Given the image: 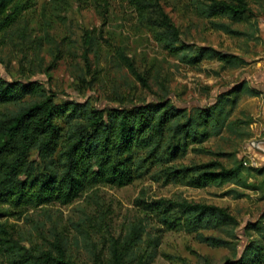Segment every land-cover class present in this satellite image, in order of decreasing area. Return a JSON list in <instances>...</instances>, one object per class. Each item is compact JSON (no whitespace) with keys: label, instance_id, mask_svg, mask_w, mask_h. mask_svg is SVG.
<instances>
[{"label":"trees","instance_id":"1","mask_svg":"<svg viewBox=\"0 0 264 264\" xmlns=\"http://www.w3.org/2000/svg\"><path fill=\"white\" fill-rule=\"evenodd\" d=\"M88 1L105 13L110 8V0H44L37 26L28 29L38 0H0V42L11 41L14 35L21 60L30 62V56L41 49V41L50 37L47 30L52 22L65 23L73 5L81 8ZM122 1L157 45L179 63L199 67L203 61H215L221 69L248 65L244 56L183 42L179 28L163 10L165 0ZM188 5L216 31L254 38V33L233 28L255 19L248 0H188ZM37 31L41 36L31 39L29 32ZM84 40L82 58L87 61L100 43L96 36ZM52 50V59L58 58L59 51ZM116 55L136 81L149 89L147 70L139 71L122 51ZM166 91L147 103L98 108L75 100L58 104L55 95L36 82L0 77V217L6 206H68L83 199L77 219L63 225L54 222L47 231L36 223L33 229L39 243L32 241V232L15 237L12 228L0 223V259L5 264H153L164 232L194 235L210 248L230 246L223 237L205 234L238 224L226 208L183 198L149 199L142 192L134 202L140 215L115 233L109 213L97 201L99 186L123 188L144 179L193 189L244 185L240 178L246 170L241 162L226 167L220 161L224 153L203 145L225 133L240 136L233 112L243 94L258 96L259 92L240 83L217 94L207 106L187 108L172 103ZM189 153L209 160L185 164ZM225 194L244 196L235 190ZM244 229L259 237L248 241L238 259H227L224 264H264V227L257 221ZM78 243L86 251L83 258L72 252ZM181 264L189 263L183 260ZM203 264L211 263L205 260Z\"/></svg>","mask_w":264,"mask_h":264},{"label":"rangeland","instance_id":"2","mask_svg":"<svg viewBox=\"0 0 264 264\" xmlns=\"http://www.w3.org/2000/svg\"><path fill=\"white\" fill-rule=\"evenodd\" d=\"M248 1L255 19L233 28L247 34L254 33L252 39L246 36L232 37L216 31L208 19L194 14L188 0H165L162 5L164 12L179 28L183 42L244 56L248 65L239 69H221L215 61H203L199 67L179 63L177 58L167 55L157 45L151 32L122 0H110L107 13L89 1L81 8L73 5L65 23L52 22L47 30L50 37L41 41V49L30 56V62L29 59L21 60L14 35L11 37L13 40L0 42V77L7 81L36 82L49 94L55 95L58 104L60 100H75L98 108H117L122 106L121 102L126 106L130 102H151L165 94L166 88L167 98L172 103L191 108L211 104L217 94L240 83L259 92L258 96L243 94L233 112L232 118L239 122L240 136L225 133L203 145L213 152L224 153L220 161L226 167L242 163L246 170L240 178L244 183L242 187L228 183L221 187L193 189L162 186L149 179L123 188L98 187L97 201L102 210L109 213V225L115 233L140 215L134 202L142 192L143 197L149 199L183 198L216 205L226 208L236 218L238 224L235 227L205 233L223 237L231 243L224 248L207 247L199 243L194 235L184 232L162 233L159 255L153 264H181L183 260L189 264H203L205 260L211 264H224L227 259H238L248 241L259 237L253 230L245 231L248 223L258 221L264 227V0ZM43 2L38 0L28 29L37 26L43 14L39 11ZM29 33L31 39L41 36L39 31ZM85 36H96L100 43L98 52L88 54L87 61L82 58L86 47ZM51 50L55 54L59 51L58 58L52 59ZM117 51L131 58L139 71L147 70L149 89L142 87L129 73L124 62L116 55ZM207 160L209 157L189 153L183 162ZM231 190L244 196L236 198L233 194H225ZM82 200L68 206L53 204L45 208L16 209L6 206L0 223L12 228L15 237L32 232V241L39 243L41 239L33 229L34 225L41 223L47 231L54 222L63 225L70 219H77V209ZM78 244L72 246V252L83 258L86 251L81 243ZM0 264L5 263L0 259Z\"/></svg>","mask_w":264,"mask_h":264}]
</instances>
